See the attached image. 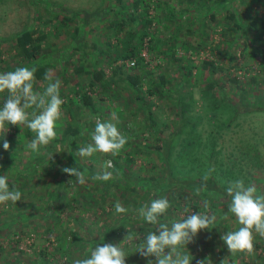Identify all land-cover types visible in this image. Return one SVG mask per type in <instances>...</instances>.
I'll list each match as a JSON object with an SVG mask.
<instances>
[{
    "label": "rangeland",
    "instance_id": "1",
    "mask_svg": "<svg viewBox=\"0 0 264 264\" xmlns=\"http://www.w3.org/2000/svg\"><path fill=\"white\" fill-rule=\"evenodd\" d=\"M148 1L149 7L141 5L137 14L139 13L142 21L148 16L152 21L150 24L126 20L130 23L118 26L117 29L111 24L112 21H120L123 14L128 19L134 10L133 0H109L111 8L107 11L100 8V0L0 1V73L15 71L17 67L24 66L26 62L21 59L19 49L9 37L25 24L34 23L47 33L43 47L50 64L49 73L53 79L60 80L63 95L75 97L76 83L90 89L85 77L73 73V68L82 61L91 64L96 57L97 66L103 67L107 75L111 74L113 65H132L131 61H135V58L114 59L112 49L118 47L119 39L130 29L134 31V41L141 42L142 64L139 72L143 75L145 100L150 106L152 118L157 121L155 126L149 123L143 104L128 92L127 84L122 83L115 91L94 88L92 95L98 102L99 110L93 115L86 110L79 113L81 133L72 142L67 136H62V126L68 119L67 106L64 104L61 106L62 116L55 127L61 141L55 144L53 140L46 147H41L39 152L27 148L35 133L28 136L26 127L21 129L9 125V131L1 137L0 152L5 154H0V157H8L9 149H3V140L6 139L9 144L15 143L18 146L17 161L20 168L30 158L33 160V154L39 155L42 160L51 156H56L57 159L45 172L38 171L29 181V189L24 191L17 189L20 183L16 180V173L8 167H2L0 175L8 177V184L14 183V188L11 185L9 191H20L22 199L16 204L11 201L0 204V264H74L77 259L90 257V249H94L97 244L106 243L120 244L127 254L126 264H147V259L154 260L155 257L145 258L135 252L136 245L142 243L148 234L140 230L141 226L147 228L151 225L142 220L139 209L161 197H166L169 202L176 198L183 201L180 207L169 212L168 216H172L173 221L184 218L187 215L184 209L187 208L189 213L215 214V226L221 234L237 230L239 224L235 222L236 218L226 212L229 201L218 204L217 212L210 206L205 209V198L202 195L185 184L175 182L169 188L159 189L157 193L155 186L148 181L152 179L151 183L162 185L166 180L167 166L172 178L181 179H195L199 174L214 169L211 174L215 178H224L227 187L235 180H243L245 186L256 187V194H264V60L254 50V47H263L264 42L253 38V33L248 28L255 13L264 16V0ZM123 2L126 5L120 7ZM62 3L73 8L99 10L95 11L89 24L80 26L81 16H76L67 23L62 21ZM169 12H172V17L168 15ZM231 12L235 14L234 19L228 18ZM34 15H37L36 18ZM190 22L192 32L187 29ZM238 24L242 25L241 29ZM145 29L148 32H144L142 36ZM152 37L158 42L164 38L177 42L172 48L175 56L190 58L195 62L206 57L222 65L224 68L217 70L209 78L217 81L215 87L218 96H221L222 90L231 97L230 104L237 102V113L233 106L224 104L211 114L206 111L205 97L201 96L200 90L205 87L208 74L204 72L205 77L202 79L196 75L192 77L196 84L193 87L194 96L198 100L188 117L196 122L195 132L200 142L190 148L191 159L184 162L179 160L178 154L181 152L183 139L191 135L190 127H180L171 135L180 124L175 112L178 92L184 89V84L181 85L180 68L169 55H162L156 47L151 49ZM185 42L192 43L193 47L185 48ZM226 48L233 51L239 67L232 66L231 58L225 53ZM100 49H103V53L99 52ZM160 73H164L167 84L162 94L157 95L156 92H149L148 88L151 79L159 81ZM252 75L257 78L248 84L247 80ZM232 76L240 79V83L236 84L229 78ZM34 84L35 91L40 93L47 86V82L42 80H37ZM4 102L0 100V106ZM112 113L118 117V122H112L116 123L121 134L127 138L120 153L116 156L103 153L83 158L79 156L78 149L92 143L91 135L97 120L109 121ZM156 134L166 138V145L162 149L163 160L157 152L146 147L148 143L155 142ZM255 149L261 161L259 165L250 156ZM63 153H73L79 157V161L85 166L79 168L85 173V184H79L74 176L62 171ZM9 159L11 156L7 158ZM87 167L91 170L87 171ZM105 170L112 173V178L108 181L91 179ZM57 184L61 186L65 197L52 195ZM117 201L127 209L126 213L115 212ZM187 201H200L199 209L194 211L187 205ZM24 213L28 217L21 219ZM226 223L227 232L222 229ZM17 234L21 237L18 243L13 239ZM126 235L132 239H124ZM253 235L254 240L261 241V247H254V255L244 252L230 254L227 245L220 239L222 235L217 239L211 238L208 248L203 250H199L195 236L188 247L181 251L190 255L191 264H197L199 260H206L207 264H220L224 258L227 264H251V258L257 255L258 264H264V237L255 232Z\"/></svg>",
    "mask_w": 264,
    "mask_h": 264
},
{
    "label": "trees",
    "instance_id": "2",
    "mask_svg": "<svg viewBox=\"0 0 264 264\" xmlns=\"http://www.w3.org/2000/svg\"><path fill=\"white\" fill-rule=\"evenodd\" d=\"M2 1V0H0ZM109 0H100V8L103 9L104 11L109 10L111 8ZM123 1V0H119ZM146 1V2H145ZM259 1V0H256ZM262 1V0H260ZM144 2V3H143ZM149 2L148 0H133V13L131 16L126 19V16L123 14V17H121L120 21L118 20H113L111 24H113V27L117 29L118 26H124L125 24H128L131 21L134 20L136 23H143L144 25H147L148 23L150 24L152 21L148 18L145 12V16L143 21L140 18L139 13L137 14L138 8L143 5L149 7ZM120 5V4H119ZM126 3H122L120 7L125 6ZM62 10H63V22L67 23L70 21L72 18L76 16H81V21L82 24L80 26H84L86 24H89L90 21L93 19V15L95 11H98L99 9L95 10H89L88 8L85 7H75L73 8L72 6H68L67 4L62 3ZM104 7V8H103ZM107 8V9H106ZM169 16L172 15V12L168 13ZM37 15H34V18H36ZM210 16L213 18V13L210 14ZM172 17V16H171ZM228 18H235V14L232 12L228 15ZM127 20V21H126ZM192 22L189 23L187 26V29L189 32H192V27H191ZM79 26V25H78ZM239 28L241 29L242 25L238 24ZM248 28L251 30L252 37L255 39H258L259 41L264 42V16L259 15L255 13L248 24ZM77 30L78 27H75ZM144 32H148L146 29L143 30L142 36ZM134 36L135 32L132 31L131 29L127 32L123 38L119 39V45L118 47L116 46L114 49H112V53L114 54V59L116 58H122V59H132L135 58V61L132 65H124L123 63L113 65L111 67V74L107 75L106 71L104 70L103 67L97 66V58L95 57L94 60L91 62V64H87L85 62H81L77 64L73 68V73L85 77L89 86V90L86 89V86H83L82 84L76 83L77 85L75 92V97L69 94L62 93V90L60 89V95H62V99L64 100V105L67 106V116L68 119L66 120L65 124L62 126V136L71 140V142L76 139L77 136L81 133V125L80 122L78 121V115L81 113L82 110H86L90 112L92 115L95 114L99 108H98V102L95 99V97L92 95V91H94V88L99 87L101 89H108L111 90L113 89L114 91L117 90V88L120 86L122 83H126L127 86L129 87V93L134 94V98H136L140 103H142V108L146 110V118L148 119L149 123L153 124L154 126L156 125V122L152 118V114L150 112V106L145 100L146 98V93L143 90L142 84H143V75L139 70H141L140 65L142 64V57L140 56L141 52V46H140V41L136 43L134 41ZM10 40L12 41V44L16 46L19 49V52L21 54V59H23L26 63L24 64L23 67H28L29 69L36 67L38 70L35 73V80L33 82V91H35V82L37 80H42L47 82L43 77L45 75V71H49V62L46 59V51H44L43 43L46 41L47 38V33L46 31L41 30L38 28L37 25L34 23L31 24H25L22 26L20 29L15 30L12 32L11 37H9ZM1 40L3 38L1 37ZM203 40V39H202ZM185 41V40H184ZM248 41H246V45ZM158 43L160 45H158ZM177 43V42H176ZM173 39L169 38H164L160 42L156 41L154 37L151 39L150 47L151 49L156 47L159 53L162 55H169V57L177 63V66L180 68L181 72V85H183L182 88L177 95V98L175 100V107H176V114L178 117V120L180 122L179 126L176 127V129L171 133L173 135L174 133L177 132V130L181 127L184 128L185 126L190 127L191 135L189 137H186L183 139L182 145H181V152L178 154L179 160L181 162L187 161L188 159H191L190 155V148L196 144H198L199 141V136L195 132L196 128V122L191 120L188 116L190 111L196 106L197 104V98L194 96V90L193 87L196 85L192 77L196 75L199 79L204 76V72L208 74L206 78L207 82L204 88H201V96L205 97L206 103L204 104L206 106V111H209L212 113H215L217 108L220 106L226 104L230 105L233 110L237 113L238 108H237V102L235 101L232 105L230 104L231 102V97L227 95L224 91H220L221 96H218L216 92V80L209 78L214 72L217 70H222L224 67L222 65H219L216 63L211 58H204L199 60L198 62H195L193 59L186 58L182 56H175V51L172 49L174 45ZM186 46L185 48H190L193 47V44L190 42H185ZM95 45V43H93ZM230 46V43L228 44ZM255 52L260 56L261 60H264V46L263 47H254ZM226 55L231 58L232 60V66H240L237 64L236 57L233 55V51L230 48L225 49ZM101 53H103V49H100ZM110 55V54H109ZM52 57L56 58L55 54H52ZM134 60V59H132ZM90 63V62H89ZM140 68V69H139ZM205 77V76H204ZM231 78L236 84L240 83V79L232 76L229 77ZM256 76L252 75L249 77L247 80V83L250 84V81L252 82L253 80H256ZM152 81V82H151ZM150 81V86L148 88L149 92H156L157 95H161L162 92L164 91V86L167 84V78L165 77L164 73H160V78L159 81L156 82L151 79ZM243 89L245 88L244 85H241ZM241 87V88H242ZM93 89V90H92ZM36 92V91H35ZM255 95V94H254ZM257 96V93H256ZM0 97L1 101H5L8 97L7 91L5 92H0ZM255 100H257L255 98ZM145 106V107H143ZM3 106H0L2 108ZM28 111H33V109H29ZM26 133L28 136H31L33 132L28 129L27 127ZM154 131H157L155 129ZM21 134V133H20ZM10 140L12 139L9 137ZM24 138V137H22ZM13 140V139H12ZM4 141V140H3ZM61 141V138L59 136H56L54 139L55 144L59 143ZM0 142H2V138L0 137ZM77 144V143H76ZM78 145V144H77ZM166 145V138H163L161 135L155 136V142L154 143H148L146 147H149L152 151H155L160 155L163 160V150ZM211 145H214V140L211 141ZM18 146L15 145V143H11L9 150L7 152L10 153L11 159L7 160L6 158L0 157V172L3 166L8 167L10 171H13L16 173V180L20 183L17 189L20 191H24L29 189V181L31 178L38 173V171L45 172L48 170V166L52 165L55 163L54 161L57 159L56 156H51L48 159H41L39 155L33 154L32 158L29 159L27 163L24 164L23 167H19V163L17 161V157L19 154L18 151ZM6 152V153H7ZM258 152L256 149L254 152L250 154V156L253 158V161L255 164H261V161L259 160V155L257 154ZM65 157L63 159V168L64 167H77L78 170L81 166L85 167L82 165V163L79 161V157L73 153L70 155H66L63 153ZM55 158V159H54ZM168 160V159H167ZM168 165L169 161H168ZM87 171H90L91 169L89 167L86 168ZM81 171V170H80ZM171 172L168 169V166L166 167L165 171V181L162 185H158L157 183H151V180L148 181L149 184L155 186V189L157 190V193L160 191L159 189L161 188H169L175 183H181L185 184L187 187L190 189H194L197 191L200 195L203 196V202L206 200L209 203V206L217 212V206L220 203H225L226 201H231V198L227 196L226 194V189H227V184L224 178H215L212 174L210 175V178L206 182H202V177L204 174H199L198 177L195 179H181L180 177H175L172 178V175L170 174ZM71 176V175H70ZM73 177V176H72ZM76 178V177H74ZM14 183L9 184V187ZM14 188V186L12 185ZM52 195H59L62 197H65V193L61 192V186L60 185H55L53 189ZM156 193V194H157ZM154 194V196L156 195ZM257 195H261V192L257 193ZM180 197V196H177ZM181 198H176L175 201H171L170 207L167 211L166 214L160 217L161 223H168L169 225L173 221L172 216H168L169 212H172L177 207H180ZM31 202H29L28 205H30ZM187 205L192 207L194 211L198 210L200 207V201H187ZM226 212H228V207L226 208ZM225 212V213H226ZM188 214V213H187ZM22 215V214H21ZM23 217V218H22ZM20 217L21 219H26V214L22 215ZM2 228L4 227V224L1 225ZM238 227L236 228L238 230ZM109 229V228H108ZM223 231H228V225L227 223L222 227ZM112 230V229H111ZM145 231V233L149 232H154L156 231V226L150 225V226H141V229ZM220 235H223L220 233L219 229L217 226H213L211 229H204L201 230L198 235H197V242L199 243V250L207 249L209 246V243L211 241V238L217 239ZM20 235H16V237H13L15 242H19L20 240ZM261 241L259 240H254V247H258L260 245ZM188 247V246H187ZM195 256H198V254H195ZM259 255L253 256L251 258V264L259 263ZM245 264H248L245 262Z\"/></svg>",
    "mask_w": 264,
    "mask_h": 264
},
{
    "label": "clouds",
    "instance_id": "3",
    "mask_svg": "<svg viewBox=\"0 0 264 264\" xmlns=\"http://www.w3.org/2000/svg\"><path fill=\"white\" fill-rule=\"evenodd\" d=\"M38 69L33 67H17L15 71L0 73V92L7 91L8 97L3 107L0 108V137L9 131V125L17 126L21 129L27 127L33 133L34 138L27 144V148L33 152H39L41 147H46L52 142L57 133L55 131L56 122L62 116L61 106L64 100L60 96V80L53 79L48 70L45 71L44 79L49 81L42 93L33 91L35 73ZM29 109L33 111L29 112ZM118 117L111 114L109 121L101 122L97 120L95 130L91 135L92 143L78 149V155L90 157L94 153L111 154L116 156L127 142V138L121 134L116 126ZM9 142L5 139L3 149L8 150ZM108 166L111 164L109 162ZM63 172L76 177L79 184L86 182L84 171L77 167H64ZM214 169H210L202 177V182H206ZM112 178V173L105 170L92 176L93 181H108ZM199 191V189H197ZM254 185L245 186L243 180H235L229 184L226 194L231 198L228 205V212L236 218V223L240 225L238 230L223 234L220 239L227 245L228 252H244L254 255V235L255 232L264 237V194L257 195ZM22 199L20 191H9L8 177L0 175V204L11 201L16 204ZM170 207L166 197L153 199L149 204L139 209V216L143 221L156 226V231L149 232L142 243L136 245L135 252L147 259V264H191L189 254H184L181 249L193 241L201 230L211 229L216 223L215 214L194 213L187 208V214L179 221L161 223L160 217L167 213ZM205 209L209 208L208 201L203 202ZM117 214L126 213L119 201L115 204ZM227 218V217H225ZM124 239L131 240L132 237L126 235ZM167 250V251H166ZM90 257L77 259L74 264H126L127 254L120 244H97L94 249H90ZM197 264H207L206 260H199ZM220 264H227L226 258Z\"/></svg>",
    "mask_w": 264,
    "mask_h": 264
},
{
    "label": "crops",
    "instance_id": "4",
    "mask_svg": "<svg viewBox=\"0 0 264 264\" xmlns=\"http://www.w3.org/2000/svg\"><path fill=\"white\" fill-rule=\"evenodd\" d=\"M2 153H4V152H0V154H2ZM4 154H5V153H4ZM8 157L10 158V153L8 154ZM8 157H7V158H8Z\"/></svg>",
    "mask_w": 264,
    "mask_h": 264
},
{
    "label": "built area",
    "instance_id": "5",
    "mask_svg": "<svg viewBox=\"0 0 264 264\" xmlns=\"http://www.w3.org/2000/svg\"><path fill=\"white\" fill-rule=\"evenodd\" d=\"M134 63V61H131V64H133Z\"/></svg>",
    "mask_w": 264,
    "mask_h": 264
}]
</instances>
